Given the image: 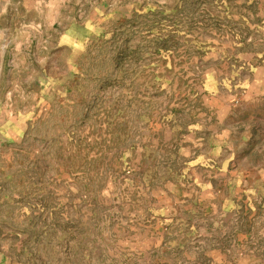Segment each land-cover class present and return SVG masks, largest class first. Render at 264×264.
<instances>
[{
	"label": "rangeland",
	"instance_id": "obj_1",
	"mask_svg": "<svg viewBox=\"0 0 264 264\" xmlns=\"http://www.w3.org/2000/svg\"><path fill=\"white\" fill-rule=\"evenodd\" d=\"M0 264H264V0H0Z\"/></svg>",
	"mask_w": 264,
	"mask_h": 264
}]
</instances>
